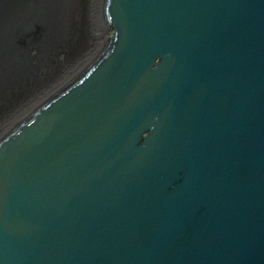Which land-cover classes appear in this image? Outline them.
I'll list each match as a JSON object with an SVG mask.
<instances>
[{
    "label": "water",
    "instance_id": "95a60500",
    "mask_svg": "<svg viewBox=\"0 0 264 264\" xmlns=\"http://www.w3.org/2000/svg\"><path fill=\"white\" fill-rule=\"evenodd\" d=\"M0 264H264V0H0Z\"/></svg>",
    "mask_w": 264,
    "mask_h": 264
}]
</instances>
